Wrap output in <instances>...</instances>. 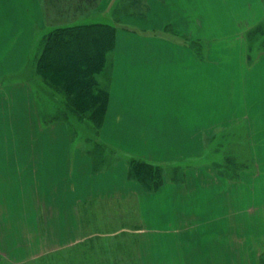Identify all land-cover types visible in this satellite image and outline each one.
I'll list each match as a JSON object with an SVG mask.
<instances>
[{"label": "crops", "instance_id": "obj_1", "mask_svg": "<svg viewBox=\"0 0 264 264\" xmlns=\"http://www.w3.org/2000/svg\"><path fill=\"white\" fill-rule=\"evenodd\" d=\"M90 1L97 15L103 11L104 3L112 0H83L79 4L86 6ZM172 1L147 0L149 17H153L151 23L163 24L166 19H172L175 11L167 6ZM69 12L57 6L46 10L42 0H0V257L12 263H24L60 252H88L85 254L89 257H113L120 253L127 264H134V255L140 253L143 263L148 264L147 257L155 254L154 251L158 258L167 257L162 254L167 252V243L159 241V247H155L154 243L158 242L155 240L172 236L170 248L177 251L171 256L174 262L178 258L183 264H201L200 257H206L221 258L218 264H228L226 258H231L232 242L241 246L244 243L243 238L232 237L237 218L244 217V204L246 209L259 206L252 196L249 198L253 205H247L244 194L256 193V184L251 181V185L248 178L255 180L263 173V159L253 154L260 142L251 139L255 169L241 171L238 182H233L227 173H219L214 165L186 169L183 165L185 161L200 158L204 136L213 135L217 128L247 122L250 130L261 132L254 116L256 108L252 106L249 110L240 102L234 105L233 99L225 97V89L218 97L214 92H201L204 87L201 73L211 76L214 82H223V78L217 80L216 74H210L215 70H202L201 66L213 68L221 61L201 59L191 41L178 44L155 38L159 41L141 43L146 52L138 56L130 52L135 42L121 41L122 32H118L110 100L100 138L117 151V157L110 163L97 164L88 150L73 141L65 120L43 122L34 88L19 75L29 63L35 46L36 19H43L42 28H46L47 18H70ZM188 33L194 40L199 39L194 28ZM166 46L174 47L176 56H162V47ZM122 53L128 56L122 57ZM131 157L161 167H175L174 177L169 179L165 172L157 190H146L138 179L129 175ZM247 161L240 158L235 162ZM218 180L225 184L217 185ZM245 186L249 192L244 193ZM161 202L173 204L171 210L181 211V218L185 209H201V205L208 214L216 210L214 216L208 217L207 231L224 235L222 253L216 254L212 236L205 234L203 239L197 238L200 235L185 233L183 225L181 230L178 229L181 225H176L171 234L148 237L157 231L151 229L154 223L149 220L156 210L163 209L157 205ZM115 205L138 210L142 227L121 226L113 232H98L95 228L92 232V225H104L103 207ZM92 218L93 222L89 220ZM28 226L35 229L25 230ZM199 241L213 242L209 250L213 253L194 257L187 254L185 246L189 244L191 252L197 251Z\"/></svg>", "mask_w": 264, "mask_h": 264}, {"label": "rangeland", "instance_id": "obj_2", "mask_svg": "<svg viewBox=\"0 0 264 264\" xmlns=\"http://www.w3.org/2000/svg\"><path fill=\"white\" fill-rule=\"evenodd\" d=\"M61 2L51 3V1L42 0L43 7L46 10L47 7L55 8V6H57L60 10L66 11ZM94 6V3L91 1L87 3L86 6L84 3L78 4V2L75 1V6L70 10L71 12H69L71 15L70 18H47L48 22H46V28H42L43 19L42 21L41 19H36L35 21L38 34L35 39V46L31 51L32 55L29 63L24 66L19 75L34 88L35 100L41 110L43 122L48 123L51 119L65 120L70 127L73 141L76 140L81 147L88 150V152L95 157L97 164H101L102 159H106L104 164L110 163L117 157V151L110 148L111 146L100 139L101 131L100 133L98 132L99 128L95 124L96 122L87 117L88 114L76 113L66 101L65 94L59 89H56L52 83L47 81L42 73L38 71V54L44 35L47 33V30L51 28L50 26L63 24L64 22H73L74 20L77 21L80 16H82V19L92 18L89 19L90 21L97 20L94 18H100L99 20L105 23L117 26V33L122 32L121 41L130 43L135 42L136 46H133L130 52L138 56H143L146 52L142 49L141 43L159 41L155 38L178 42V44L191 41L193 43L192 47L194 52L199 53L201 59L212 58L221 61L213 68H211V66H201V68L202 70H204V68L215 70L210 74H216L217 80L223 78V86L219 81L214 82L211 76L207 77L204 73H201V85L204 86L201 88V92H214V96L218 97L220 94H223L222 92L225 89V97L233 99L234 105L240 102L242 105H247L249 110L254 106L253 109L256 108L254 110L256 115L254 116L257 118L258 125L262 131L260 132V130H258V132H253L250 130V127H248L249 125L247 122L237 124L238 126L234 127L217 128L213 135L206 134L204 136V149L201 152L200 158L198 160L185 161L183 167L186 169L187 167H196L198 165H214V168L219 173H227L228 176L231 175L233 182H238L241 171L255 169L254 162L251 159V139L260 142V145L255 147V149L254 147L252 148L254 149L253 154L263 159V169H261L263 171L262 176L254 178L255 180L248 178L251 185H253L252 183H254V185L256 184L254 188V190H256L255 194L248 195V193H246L249 192L247 191V187L245 186L244 188V193H246L244 194L245 203L248 205L251 200L249 197L252 196V198L255 199L254 201L258 202L259 206H251L256 209H246L247 206L244 204V217L242 216V219L237 218L236 222L238 225L233 226L232 229L233 239L239 236L244 239V243L243 246H241L238 242L233 241L232 253L230 252L231 258H226V260H228V264H264V0H173L167 3V6L169 9H173L175 13H173L172 19H166L163 24L161 21H159V24L151 23L150 20L153 19V17H149L148 11L150 10L147 0L108 1L104 3L103 11H98L97 15H95L93 11ZM157 11L159 12V10ZM260 23H263V26L259 30L252 31L253 28L257 27ZM156 25L161 26V29H155L154 27ZM191 28H194L197 32L199 36L198 40L191 38L190 35L192 34L188 33V31H191ZM228 31H230L229 34L226 33ZM162 48V56H176L174 47L166 46ZM115 56L116 49L109 53V57L112 59L110 60L111 66L106 77L103 78L101 76L103 84L107 86L110 92L112 60ZM127 56L128 55L122 53V57ZM205 72L207 73V70ZM225 77L226 79H224ZM125 84L124 85L127 86V82H125ZM140 84H142V82ZM245 100L246 103H244ZM252 133L253 135H251ZM240 158H243L245 161L248 160L247 163L235 162ZM137 159L142 160L139 157H137ZM164 167H161L163 176L164 173L167 172L169 179L172 176L174 177L175 170L173 168L175 167ZM133 174L136 176L135 172ZM133 178L136 177L133 176ZM161 181L163 183L164 180L162 179ZM220 182L221 180H218L217 185L225 184L223 182V184H220ZM203 196L205 198L208 197L207 194ZM252 202L250 205H253ZM157 205H160L163 209L156 210V215L154 212V217L149 220L150 223H154L151 225V229L157 230L148 236L150 238L153 235L171 234V230L175 229L176 225H181L178 227L180 230L183 225L185 233L188 234L189 231L190 235L194 233L200 235L197 236V238L203 239L205 234H209L207 231L210 224L208 217L210 215L214 216V214L217 213L216 210H213V214H208V210L202 208L203 206L201 205V209H185V216L181 218V211L171 210L173 204L170 202H161V204L158 203ZM103 216L105 219L104 221L102 220L104 225H92L90 227L92 232L96 230L95 228H97L98 232H113L116 230L115 228H121V226L139 228L143 225L138 210H127V207L125 208L124 206H104ZM210 219L214 220V217H210ZM89 220H91V222L94 221L93 218ZM234 220L235 218L232 219V221ZM174 222H176V224H174ZM10 228L12 227H9V229ZM24 229L32 231L35 227L28 226L24 227ZM192 229L195 231L192 232ZM209 235L214 238L216 254L217 252L222 253L224 250V235L215 231L211 232ZM135 238L136 241H138L140 236L137 234ZM160 238L157 240L152 239L158 241L154 243L155 247H159V241L165 242L164 244L167 243V248L165 249L167 252L166 254L162 253L167 257L163 259L158 258L156 251H154L155 254L147 257L148 264H183L182 259L175 258L176 262L173 261L174 259L172 260L171 256H175L177 252H174L175 247L174 250L170 248L172 236L170 238ZM212 244L213 242L199 241L197 243V245H199V250L192 252L190 251L192 248L187 244L185 246L186 253L191 254V257H194V255L198 256L201 254L213 253L209 252ZM148 253L150 252L148 251ZM134 256V264L145 263L141 259L140 253ZM50 257L53 258L52 256ZM3 260L4 259L0 257V264H2L1 262ZM186 260L187 259H185V261ZM200 260L201 264H218L222 259L213 258L208 260L206 257H200ZM7 264L37 263L36 261H32L31 263H12L8 260Z\"/></svg>", "mask_w": 264, "mask_h": 264}, {"label": "trees", "instance_id": "obj_3", "mask_svg": "<svg viewBox=\"0 0 264 264\" xmlns=\"http://www.w3.org/2000/svg\"><path fill=\"white\" fill-rule=\"evenodd\" d=\"M59 1H62L66 11L71 10L75 1L77 2ZM82 1L79 0L78 4ZM81 19L80 17L77 21L50 26L38 54V71L65 94L66 101L76 113L88 114L87 117L96 122L100 133L110 100V91L103 84L101 76L105 78L111 66L112 58L109 53L116 47L117 26L99 19L90 21V17ZM262 26L263 23H260L252 31L259 30ZM105 162L106 159H102L101 163ZM129 165L130 177H136L147 190L155 191L162 185L161 167L136 157L129 159ZM85 253L88 252H60L51 255L53 258L44 255L28 263L36 261L37 264H127V259L119 252L118 256L113 257H89ZM3 261L2 264L8 263Z\"/></svg>", "mask_w": 264, "mask_h": 264}]
</instances>
